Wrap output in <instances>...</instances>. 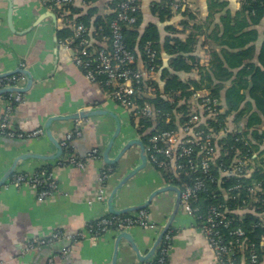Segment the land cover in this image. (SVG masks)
<instances>
[{
  "label": "crops",
  "instance_id": "obj_1",
  "mask_svg": "<svg viewBox=\"0 0 264 264\" xmlns=\"http://www.w3.org/2000/svg\"><path fill=\"white\" fill-rule=\"evenodd\" d=\"M107 1L99 0L97 4L99 12L91 18L92 22L98 15H110L111 11L106 6ZM156 1L160 0H140L141 22L138 31L142 33L148 25L153 24L159 32V45L166 36L184 40L189 34L199 33L198 29H202L204 33H209L212 29V26L207 28L210 22L207 20V0H183V2L171 0L176 5L172 9L171 19L164 23L158 21L157 14L151 13L152 3ZM227 1L230 10L235 11L238 8V0ZM177 4L192 12L194 18L190 20L187 16L182 17L180 12L175 10ZM72 7L78 10L77 13L70 12L72 22H78L88 10V5L82 0H74ZM183 20H187L186 25H183ZM217 22L218 15L214 17L213 24ZM55 23L56 19L53 20L48 16V12L36 0H0V72L19 68L23 64L33 78V85L28 91L25 102L16 105L10 115L13 126L21 132L46 130V124L51 117L67 116L92 107L113 113L116 117L94 116L77 122H55L51 126L54 139L59 143L62 142L66 134L78 123L82 135L70 142L72 152L77 157H82L93 148L101 152L112 138L119 121L120 135L115 138L110 158L117 156L132 140H139L144 144V139L151 132L144 131L140 135L138 133L140 127L135 126L139 118L107 100L101 86L85 79L83 73L75 66L71 54L56 45L55 40H58L59 30H56ZM165 25H172L175 33H167L164 29ZM261 26L260 30L263 29L264 22ZM202 40H199L200 45L194 52L197 63L193 66L186 56L184 62L192 66V69L188 72L181 70L176 73L180 83L190 84L200 80L197 65L202 66L208 60L205 47L201 45ZM262 41L263 37L260 36L257 45ZM208 43V47L214 49L209 40ZM135 51L138 52V49L136 48ZM161 55L162 64L167 66L169 56L163 51ZM138 65H141L140 58ZM24 84L23 78L21 85ZM228 85L226 83L225 88ZM222 92L221 95H224V90ZM190 102L189 99L188 103ZM186 107L189 109L188 106ZM5 108L6 102H0V119ZM180 114H176L172 126L182 122ZM228 122L227 127L232 132L245 130V124L234 121L233 115L229 116ZM259 147L264 149V143ZM55 152L56 148L46 135L40 139L23 140H8L0 137V178L12 162L23 154L52 155ZM261 157H264V153ZM256 158L257 156H254L252 160ZM51 161L28 159L21 161L17 168L19 172L28 174L33 173L40 166L51 171L58 189L45 202H38L36 193L26 186L16 188L8 184L0 188V264H45L50 256L46 255L45 251L23 255L20 254V248L25 242L35 238H45L57 229L69 233L83 232L93 220L108 215L109 196L120 179L132 168L140 165L141 157L139 148L131 146L125 151L118 165L110 167L112 172L103 182H100V174L109 167L103 164L101 158L89 162L84 170L60 166ZM251 164L249 168L252 170H256L257 166H261L264 170V162L262 164L260 161L255 164L251 162ZM165 180L154 166L146 164L114 196L112 200L114 209L120 210L142 204L156 190L165 184L168 185ZM100 190L103 191L104 202L96 200ZM174 203V192L166 191L158 194L145 209L156 229L145 230L135 226L130 230L129 234L138 252L134 251L124 239L120 241L116 250L118 236L112 231L105 233L98 240H90L86 236L63 257L59 255L66 248L61 245V242L65 241L57 242L56 250L59 254H51L57 255L55 264H111L115 255L116 264H155L152 258L148 262L139 263L138 254L143 256L152 248L161 229L158 227L166 223ZM168 232L171 239L166 264H218L214 252L207 246L201 229L190 215L180 211Z\"/></svg>",
  "mask_w": 264,
  "mask_h": 264
},
{
  "label": "built area",
  "instance_id": "obj_2",
  "mask_svg": "<svg viewBox=\"0 0 264 264\" xmlns=\"http://www.w3.org/2000/svg\"><path fill=\"white\" fill-rule=\"evenodd\" d=\"M48 13L56 19V30L71 29L70 38L58 39V46L71 54L75 66L83 73L85 79L99 86L108 88L104 91L105 98L114 102L135 117L158 119L162 114L149 103H141L144 99L155 96L154 82L157 80V66L152 65L156 53L149 48V43L143 47L148 60L138 59L124 43L123 29L134 28L140 15V0H122L110 14L113 19L108 31L103 26L86 27L79 22L67 21L71 14L68 8L74 0H36ZM183 2V0H179ZM137 59V60H136ZM136 65V67H134ZM24 69V65L19 66ZM23 77L11 75L0 78V90L9 87H19ZM165 98V96H163ZM26 98L20 93L0 96V102H6V108L0 119V137L9 140L40 139L43 129L21 132L10 121V115L16 105L23 104ZM191 102L180 103L189 107L187 114H180L182 122L173 130H159L146 138L145 152L147 162L154 166L166 179V183L180 190V211L198 221L207 246L214 252L218 264H264V255L257 251L255 245L246 243L245 231L233 228V220L228 216L226 206L217 203L207 206L205 215L200 214L199 194L207 191V181L217 184L212 176V169L217 167V145L220 138L229 131L227 127L216 131L209 125L210 121L217 122V116L224 112L222 101L211 97L206 91H196ZM192 106V107H191ZM164 115V114H163ZM167 121V122H166ZM165 122H171V117L165 116ZM78 123L75 125L77 126ZM80 128L76 127L67 133L60 142L64 149L74 138L81 137ZM221 149V147H219ZM100 158L96 148L91 149L82 157L67 155L57 165L84 170L89 162ZM249 162V161H248ZM246 161L235 159L230 166L219 169L220 174L241 175L246 167ZM250 170V169H249ZM246 170L244 173H249ZM112 170L100 174V182L106 180ZM178 182V185L172 183ZM8 184L16 188L26 186L36 193L38 202H45L58 189L51 171L45 167L37 168L33 173L16 172L12 174ZM261 184L264 185V180ZM240 188L234 187L235 190ZM257 187H248L247 191L254 194ZM233 188L227 189L232 192ZM224 194H226L224 192ZM223 194V196H225ZM96 200L103 201V191H99ZM236 200L230 197L227 201ZM225 201V200H224ZM198 205V206H197ZM139 226L145 230L156 229L149 220L146 210L127 216L105 215L96 218L88 224L85 231L69 233L60 229L51 232L45 238H37L27 242L22 254L40 251L44 247L57 242L66 241L70 245L59 255L68 254L72 247L86 236L90 240H98L108 232H124ZM264 230V218L258 224ZM170 232H166L155 257V264H166L170 248ZM264 250V238L262 239ZM262 251V249H261ZM57 255H50L45 264H55Z\"/></svg>",
  "mask_w": 264,
  "mask_h": 264
},
{
  "label": "trees",
  "instance_id": "obj_3",
  "mask_svg": "<svg viewBox=\"0 0 264 264\" xmlns=\"http://www.w3.org/2000/svg\"><path fill=\"white\" fill-rule=\"evenodd\" d=\"M82 1L88 5V10L78 22L86 27L103 26L107 32L113 15H98L92 22L91 18L99 12L97 7L99 0ZM121 1L108 0L106 6L112 11ZM238 3V8L233 11L229 9L227 0H207V20L210 21L207 28L212 26V29L209 33L198 29L199 33L189 34L184 40L166 36L159 45V32L153 24L148 25L142 33L138 31L141 22L140 15L134 28L123 29V35L125 45L137 59L148 60L143 49L147 42L149 48L156 53L155 60L152 62V65L157 66L158 74L154 82L155 96L144 99L141 103L153 105L162 114L155 120L138 117L135 126L140 127L138 130L140 135L144 131L153 133L157 129H175L176 126H172L171 123L176 114L185 115L188 111L186 106L179 104L191 99L196 91L208 92L211 97L221 100L225 108L224 112L217 116V122H209L211 128L213 127L216 131L223 130L227 127L229 116L232 115L234 121L245 124V130L242 132L240 130L232 132L227 127L229 131H226V134L218 141L217 167L212 169V176L217 184L207 181V191L199 194L200 214L205 215L209 205L217 203L225 205L228 216L233 220V228H242L246 233V243L254 244L256 250L264 255L262 248L264 230L258 226L260 218H264V185L261 184L264 180V170L261 166H257L256 170L249 168L252 166L251 162L254 164L259 161L261 164L264 162V157H261L264 149L259 147L264 143V27L260 30L264 22V0H238ZM174 5L176 3L171 0L153 2L151 13L157 14L158 21L164 23L171 19ZM68 10L71 13L78 11L72 6ZM175 10L180 12L182 17L187 16L190 20L194 18L192 12L182 7L181 4H177ZM216 15H218V22L213 24ZM70 16L71 14L67 21L72 22ZM186 21L183 20V25H186ZM164 29L169 34L175 33L172 25H165ZM72 34L71 29H63L57 33V38H70ZM260 36L263 37V41L257 45ZM200 39H203L201 45L205 47L208 58L202 66L197 65L200 80L190 82V84L180 83L176 73L181 70L188 72L192 69V66L184 62L186 56L193 66L197 63L194 52L200 45ZM208 40L214 49L208 47ZM136 48L138 52L135 51ZM162 51L169 56L167 66L162 64ZM226 83L229 85L225 88ZM101 87L104 91L108 90L103 85ZM223 90L224 95H221ZM166 115L171 117L170 124L165 122ZM228 123L230 124V120ZM146 142L144 139V145ZM63 150L66 156H76L70 144ZM254 156L257 158L252 160ZM235 159L247 162L241 175H227L218 172L219 169L228 168ZM246 170H249V173H244ZM172 184L178 185L179 183ZM259 184L261 188L254 194L247 191L248 187L256 188ZM239 185L240 188L235 190L234 187ZM229 188L234 190L228 192ZM233 196L236 200L227 201ZM195 222L198 225V221L195 220Z\"/></svg>",
  "mask_w": 264,
  "mask_h": 264
},
{
  "label": "water",
  "instance_id": "obj_4",
  "mask_svg": "<svg viewBox=\"0 0 264 264\" xmlns=\"http://www.w3.org/2000/svg\"><path fill=\"white\" fill-rule=\"evenodd\" d=\"M48 16L52 17L53 20H55V17L53 14L48 13ZM55 26H56V23H55ZM55 42H56V45H58L57 39L55 40ZM11 75H21L24 78V83H25L24 86H22L21 82H20L19 87H9V88L2 89V90H0V96L6 95V94L20 93V94L24 95L26 98V96H28V91L31 89V87L33 85V78L31 76L30 72H28L25 68L24 69L15 68V69L7 71V72H0V78L8 77ZM107 115H109L111 117H116V116H114L113 113L107 112L105 110L93 109L92 107H88L86 109L79 110L78 112L71 114V115H67V116L60 115V116L51 117L46 124V126H47L46 130H43V131H44V136L46 135L47 139L56 148V152L52 155H41V154H35V153H27V154H23V155L19 156L17 159H15L12 162V164L9 166L8 170L1 176L0 188L5 186V185H8L9 179L12 176V174L19 172V170L17 168L19 167V163H21V161L22 162L28 161V159H37V160H42V161L52 160L51 162H53V164H54V163H57L61 159L64 158V156H63L64 153H63V150H62L60 143L58 141H56L52 135L51 126L55 122H68V121H76L77 122L79 120L80 121L81 120H87V119L94 117V116H107ZM76 127L78 128V127H80V125L78 124L77 126H74V128H76ZM120 129H121L120 123H119V121H117V126L115 128V132H114L112 138L109 140V142L107 143L105 148L101 152H99V155H100V158H101L103 164L105 166H108V167L117 166L119 160L124 155L125 151L128 150L131 146H137L139 148L141 163H140V165H138V166L132 168L130 171H128L126 173V175L120 179L117 186L112 191V193L109 196V199L107 201L108 215H112V216L131 215V214L137 213L141 210L147 209L150 206L151 201L158 194H160L162 192L172 191L175 194V203H174L172 212H171L170 216L168 217V220L166 221V223L163 226L158 227L161 229H160V232H159L157 238L154 241V244L152 245V248L149 250V252L147 254H144L143 256H140V254H138L139 255L138 256L139 257L138 262L144 263V262H148V260L150 258L155 259L156 255H157V251L159 249V246L162 242V239H163L165 233L171 229L175 217L180 212V206H179L180 190L177 187H174L170 184H168V185L165 184V186H162L160 189L156 190L153 194H151V196H149V198H147V200L145 202H143L142 204H139V205L134 206V207L120 209V210L114 209V206L112 203L114 196L117 195L119 190L126 183H128V181L133 176H135L138 171L142 170L145 167V165L148 164L144 144L139 140H132L131 142L126 144V146L120 150V152L117 154V156H115L114 158H110V153H111V150L114 146L115 138H117L120 135ZM40 167H42V166H40ZM129 233H130V230L117 233L118 237L116 239V244H115L116 250L118 249L120 241L122 239H124L127 242H129V244L131 245V247L133 248L134 251L138 252L136 245L133 243L132 238H131ZM35 239H37V238H35ZM31 240H33V239H31ZM31 240H29V241H31ZM29 241H27V242H29ZM27 242H25V244ZM25 244H24V246H25ZM61 245L64 248V247H68L70 245V243L65 241V242H61ZM24 246H22L20 248V254H22V250L24 249ZM56 249H57V244L55 243L51 246L42 248L40 251L41 252L45 251L46 255L59 254V251ZM32 252H35V251H32ZM111 264H116V255L114 256Z\"/></svg>",
  "mask_w": 264,
  "mask_h": 264
},
{
  "label": "flooded vegetation",
  "instance_id": "obj_5",
  "mask_svg": "<svg viewBox=\"0 0 264 264\" xmlns=\"http://www.w3.org/2000/svg\"><path fill=\"white\" fill-rule=\"evenodd\" d=\"M55 28H56V26H55Z\"/></svg>",
  "mask_w": 264,
  "mask_h": 264
}]
</instances>
